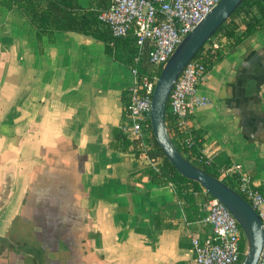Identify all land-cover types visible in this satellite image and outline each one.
Listing matches in <instances>:
<instances>
[{
    "label": "crops",
    "instance_id": "crops-1",
    "mask_svg": "<svg viewBox=\"0 0 264 264\" xmlns=\"http://www.w3.org/2000/svg\"><path fill=\"white\" fill-rule=\"evenodd\" d=\"M214 39L221 56L188 125L217 169L237 163L264 192V25L232 46ZM132 79L100 39L37 38L0 5V264H193L190 239L209 234L206 191L187 220L144 153L109 147Z\"/></svg>",
    "mask_w": 264,
    "mask_h": 264
},
{
    "label": "built area",
    "instance_id": "built-area-1",
    "mask_svg": "<svg viewBox=\"0 0 264 264\" xmlns=\"http://www.w3.org/2000/svg\"><path fill=\"white\" fill-rule=\"evenodd\" d=\"M218 0H109L97 13V18L108 26L112 36H122L129 31L137 46V57L143 56L153 69L161 67L181 38L191 31L202 16ZM215 49L217 43L211 36L203 44ZM133 81L125 90V115L119 125L130 139L143 149L149 136V104L158 73L139 76L131 67ZM205 72L204 64L195 56L182 67L168 92L166 110L174 126L184 135L186 145L191 143L188 118L196 106L205 103L197 94V86ZM200 153L205 162L210 154ZM150 164L152 160L149 158ZM220 177H233V189L257 212L264 232V192L255 186L249 175L240 171L237 163L220 166ZM209 226V234L190 239L193 264H239L244 252L243 232L228 209L212 196L206 200V213L202 217ZM257 264H264V233L262 249Z\"/></svg>",
    "mask_w": 264,
    "mask_h": 264
},
{
    "label": "trees",
    "instance_id": "trees-1",
    "mask_svg": "<svg viewBox=\"0 0 264 264\" xmlns=\"http://www.w3.org/2000/svg\"><path fill=\"white\" fill-rule=\"evenodd\" d=\"M107 2L109 0H89L87 6H83L79 0H0V5L7 9L15 7L21 10L28 17L37 38L42 34L49 35L53 31H76L85 36L100 39L106 54L113 59L125 61L130 67H134L139 76L158 73L160 67L156 70L153 69L145 62L142 55L136 58L137 46L130 31L125 35L114 37L108 30V26L98 20L97 13L107 6ZM263 25L264 0H242L240 5L219 25L211 38L220 33L228 40L226 45L232 46L241 42L243 38ZM194 54L206 68L221 56V51L218 48L211 49L202 45ZM122 98V118H124L125 93H123ZM165 126L173 144L187 161L219 179L216 172L217 168L212 160L205 162L200 156L201 136L196 130H189L191 143L186 145L183 140V133L174 126L168 110L165 113ZM109 147L111 149H127L133 151L134 154L144 153L146 157L152 160V164L146 168L151 181L171 183L177 198L181 201L187 220H192L199 214L197 203L194 201V194L196 191L202 190V187L197 182L186 179L163 157L164 155L155 142L151 131H149L146 140V147L142 150L134 139H130L128 134L122 131L120 126H116L111 130ZM220 179L231 188L234 187L232 176L224 175ZM207 195L209 196L208 193Z\"/></svg>",
    "mask_w": 264,
    "mask_h": 264
},
{
    "label": "water",
    "instance_id": "water-1",
    "mask_svg": "<svg viewBox=\"0 0 264 264\" xmlns=\"http://www.w3.org/2000/svg\"><path fill=\"white\" fill-rule=\"evenodd\" d=\"M242 0H218L185 34L160 67L152 88L149 108L151 134L163 157L186 179L197 182L212 198L222 203L243 232L244 252L239 264H257L263 243V229L257 212L221 179L191 164L173 144L165 126L168 92L182 67L195 55L219 25Z\"/></svg>",
    "mask_w": 264,
    "mask_h": 264
},
{
    "label": "rangeland",
    "instance_id": "rangeland-1",
    "mask_svg": "<svg viewBox=\"0 0 264 264\" xmlns=\"http://www.w3.org/2000/svg\"><path fill=\"white\" fill-rule=\"evenodd\" d=\"M214 38V37H213Z\"/></svg>",
    "mask_w": 264,
    "mask_h": 264
}]
</instances>
